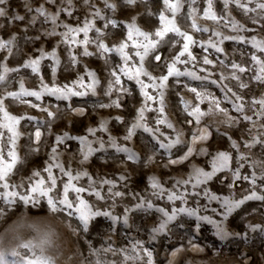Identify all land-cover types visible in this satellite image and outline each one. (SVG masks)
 Segmentation results:
<instances>
[{
	"label": "rangeland",
	"instance_id": "1",
	"mask_svg": "<svg viewBox=\"0 0 264 264\" xmlns=\"http://www.w3.org/2000/svg\"><path fill=\"white\" fill-rule=\"evenodd\" d=\"M258 4L264 0H167V4L165 0H133L131 4L126 0H6L2 6L5 15L0 17V41L14 40L10 53L0 49V63L16 70L6 73L5 81L0 82V100L5 112L20 119L14 143L7 127H0V169L12 163L11 171L0 181V216L10 217L23 209L51 212L43 198L28 204L20 199L43 181L42 187L50 188L49 196L54 200L67 197L75 205L79 196L88 209L101 213L90 217L86 228L74 217L56 213L76 230L82 264H147L146 251L152 254L153 264H167L169 259L173 264H264V199L245 200L233 209L224 221L226 236L217 235L212 224L197 220L205 216L221 220L222 197L242 200L251 191L264 196V178L248 163L264 162V105L253 103L264 99V51L253 47L254 40L264 45V8ZM171 5L178 7L173 11ZM40 9L45 15L39 14ZM15 16L21 19L15 20ZM109 20L113 24H108ZM88 21V42H84L83 32L65 37L69 28H83ZM165 27L169 31L162 38L156 37L155 33ZM149 40H155V45H149ZM99 42L109 51L99 50ZM121 44L123 56L116 51ZM53 49L55 64L50 56ZM85 50L90 54L84 55ZM36 59L34 73L24 65ZM233 64L237 68H232ZM169 65L176 70L171 75ZM241 67L243 72L238 70ZM140 68L153 80L143 73L137 75ZM165 75L161 85L160 78ZM117 77L119 84L115 83ZM110 82L112 89L105 95ZM21 84L26 91L39 92L40 98L5 96L20 92ZM66 86L84 95L65 100L45 91V87ZM193 88L207 99L199 100L190 91ZM149 96L152 99H147ZM113 100L120 107L113 106ZM182 101L188 103L189 111L198 106L205 113L199 124L185 111ZM237 105L241 111H236ZM69 107L83 111L69 112ZM44 109L57 113V118L50 121ZM141 110L142 123L149 131L136 128L130 139H124ZM157 120L163 123L157 124ZM102 121L103 132L99 131ZM7 123L0 113V124ZM169 123L172 128L167 127ZM89 128L97 131L89 134ZM201 129L207 130V139L194 141ZM37 130L39 138L34 135ZM176 133L181 134L179 144L160 147L175 139ZM65 134L85 137L95 151L84 159L79 140L57 142V136ZM252 136L257 143H251ZM109 137L136 159L129 160V153L109 147ZM189 145L193 152L181 159ZM218 152L229 155L226 169L195 187L192 182L173 187L177 180H188L195 168L211 171L210 162ZM238 156L243 159L238 160ZM169 160L177 163L169 164ZM45 169L51 172L54 187ZM254 171L257 179L252 185L245 177L251 179ZM65 173L74 177L67 191L69 177ZM151 178L158 181L163 193L153 194L157 190L150 187ZM105 180L111 184H104ZM73 187L84 191L75 192ZM10 192L16 195L6 198ZM115 192L121 195L115 196ZM169 192L183 194V202L170 201ZM142 200L145 207H137ZM174 207H184L193 215L180 213L168 224L166 234H154L152 229L161 219L158 209L171 214ZM175 248L181 251L171 257ZM30 261H35L34 254L24 249L11 264Z\"/></svg>",
	"mask_w": 264,
	"mask_h": 264
},
{
	"label": "snow or ice",
	"instance_id": "2",
	"mask_svg": "<svg viewBox=\"0 0 264 264\" xmlns=\"http://www.w3.org/2000/svg\"><path fill=\"white\" fill-rule=\"evenodd\" d=\"M70 2V0H69ZM127 3L131 4L133 2V0H126ZM6 0H0V17L5 15V8L2 7L3 5H5ZM165 3L167 4V0H165ZM106 7H114L113 5L110 4H106ZM170 7H172L173 11H175L176 7H178V5H171ZM191 7V6H190ZM258 8H264V4H258L257 5ZM40 15H45L44 11L42 9L38 10ZM207 11V10H206ZM95 15L99 16V12L97 11L95 13ZM15 20H20L21 17L20 16H15L14 17ZM50 19H52L53 23H55V18L54 17H50ZM161 19H163V16L161 17ZM212 19H215V17L213 16ZM108 24H113V21L109 20ZM91 26V21H88L85 26L83 28L80 29H68V32L65 33V37L68 36L69 34L74 35L76 32H83L84 33V42H88V30L89 27ZM114 26V25H113ZM195 27V25H193ZM173 31H178L177 29H172ZM138 31V30H137ZM169 29L167 27H165L162 31H157L155 33L156 37L162 38L164 36V34L166 32H168ZM139 35L144 36V33H138ZM97 35L99 36V30H97ZM145 39L147 40L148 37L145 36ZM185 40H188L189 37L185 36L184 37ZM13 40L14 37L12 39H9L8 41H0V49H5L6 51H8L9 53L11 52L12 46H13ZM156 43L155 40H149V45L154 46ZM253 47H256L258 49H260L261 51H264V45H262L260 42L258 41H253ZM123 48L124 45L121 44L119 48L116 49V51L120 52L121 55L123 56ZM98 49L102 50V51H109V49H107L104 45V43L99 42L98 43ZM184 50H187V44L184 45ZM148 51V48H145V52ZM217 51H220V49H217ZM90 53H88L86 50L84 52V55H89ZM43 55V54H42ZM51 58L53 59V62L55 64V50L53 49L52 53L50 54ZM5 59H7V57H5ZM73 61L75 60V57L72 58ZM126 59V57H125ZM142 59V57H141ZM156 60H159L160 57L156 56L155 57ZM253 59L255 60L256 58L253 57ZM39 59L36 60H31V61H26L25 62V67H31L32 71L34 73L37 72V65H38ZM204 63H208L207 60L204 61ZM232 68H237L236 64L232 65ZM16 69H9L7 68L4 64L0 63V82L5 81V74L8 73L9 71H15ZM240 72L244 71V68H239L238 69ZM55 71V67H53V72ZM176 70L172 67V65L168 66V75L173 74V72H175ZM141 73H143L144 75H148L147 72H143V69L140 68L137 71V75H140ZM179 74V73H177ZM116 74L113 73V76H115ZM89 76L91 78L92 74L89 73ZM131 78V77H130ZM233 79H236L235 76L232 77ZM148 79L149 80H153V77L148 75ZM167 79V75L162 76L160 78V84L163 85L164 81ZM139 82V81H138ZM94 83V81H93ZM116 84H119V78L117 77L115 80ZM241 87H244V85H241ZM21 91L20 92H7L5 93V96L7 97H11L13 99L19 98L20 96L23 95H30V96H35L37 99L40 98V93L36 92V91H26L23 89V85L21 84L20 86ZM112 89V83H109L108 86V90L105 92V95H108V93L111 91ZM89 90H92V86L91 84L89 85ZM45 91L48 92V94L50 95H56L58 98H62L67 100L69 98V96H82L84 95V92L82 91H73V89L71 87H65V89H59L56 87H52L51 89H48L47 87H45ZM190 91L195 92L196 96L199 100H204L207 99L206 96H203L201 93L197 92L196 89H190ZM93 94L94 91H93ZM143 94V93H142ZM147 99H152L151 96L147 97ZM184 104V109L185 111L188 112V115L193 117L196 120V123L199 124L200 123V118L203 117L205 115V113L201 112L199 107H192L191 110L189 111V105L187 102H183ZM253 103H261L262 105H264V99L260 100V101H253ZM111 104L115 107H120V105L113 100L111 102ZM109 105H105V104H101L100 107H108ZM217 111H220L218 105L216 108ZM44 111L47 113V117L48 119L51 121L55 118H57V113H54L52 111H48L47 109H44ZM59 110H57L58 112ZM69 112L75 111L76 113H81L83 110L82 109H71L69 107L68 109ZM212 109L211 106L209 108V112L211 113ZM236 111H241V108L239 105L236 106ZM0 113H3L4 115V119L6 121H8L7 125L4 124H0V127H7L8 132L12 134L13 137V143H14V138L18 135V133L15 131V125L19 122L20 118L14 117L9 115L7 112L4 111V108L2 106V100H0ZM161 114H163L162 109H161ZM245 119H250L249 117H245ZM117 122H119L120 118L116 117ZM144 120V116H143V110H141L138 113L137 119L135 121V123L129 127L127 129V135L124 137V139H130L132 134H133V130L136 128H141L144 127V124L142 123V121ZM163 123L162 120H157V124ZM167 127L172 128V125L169 123L167 124ZM105 122H101L99 125V131L103 132L105 131ZM97 131V129H93V128H89L88 129V133L89 134H94ZM144 131H149V129L147 127H144ZM175 131V130H174ZM264 134V133H262ZM35 137L39 138L40 136V132L39 130H37L35 132ZM181 134L180 133H176V138L175 139H171L169 140L168 144H161L160 147L161 148H171L173 145L179 144L180 140H179V136ZM208 137V132L206 129H201V135L200 136H194L193 140H204L207 139ZM65 138H70V139H75V140H79L80 144H81V152L82 155L84 156V159L88 158V155L91 154V152L95 151V149H93L91 147L90 144L87 143L86 138L81 136V137H67V134H65L64 137L61 136H57V142L62 144L64 142ZM167 139V137H166ZM257 139L255 136L251 137V143H257ZM109 147L115 148L117 152H126L129 153V155L127 156V158L129 160H135V154L134 153H130L129 149L123 147V146H118L115 142V140H113L112 137H109ZM248 145H246L247 147ZM87 147V151H84V148ZM99 147L101 149L104 148V143L103 141H100L99 143ZM232 147H236L235 143L232 144ZM53 151L55 152V149H53ZM204 149H201V152H203ZM193 152V148L191 145L188 146V150L187 152L184 154L183 157H181V159H186L191 153ZM151 159V158H149ZM237 159H243V157H237ZM15 160V157H13V161ZM228 161H229V155L226 152H218L217 154H215L211 160V171L209 172H205L200 168H195L194 171L192 173H190L188 180H177L175 182V184L173 185V187L175 188L176 185L178 184H188L189 182L193 183V186H197L199 184H202L205 180L211 179V177L220 170H224L228 167ZM169 164H175L177 163V161L174 160H169L168 161ZM249 163V167L253 168V169H259L260 170V177L264 178V162L260 161V160H251L248 162ZM12 169V163H8L5 164L3 166L2 169H0V181H4L5 177L7 176V174L11 171ZM45 171H49L48 169H45ZM61 171L63 172V169H61ZM66 175H68L69 177V184L65 185V191H67L68 187L71 186V181L72 179H74V177H72V175L70 173H65ZM35 175V174H34ZM237 174L234 173V176H236ZM48 179L51 181V186L54 187L55 186V180L52 178L51 172L49 171V177ZM246 180L249 181L250 184L255 185V180L257 179L256 177V173L255 171L253 172L252 178L249 179L248 177H245ZM90 182H91V178H89ZM43 181H38L37 183H35L32 187H30L28 189L29 195L28 196H24L21 195L20 199L25 203L28 204L29 201H32L33 203H37L39 202V198H43L46 201L47 204V208L53 212V213H65L67 216L69 217H74L76 220L79 221V223L83 226H85V228L88 225V221L89 218L92 216H96V215H100L101 213L98 212H93L90 209H88V206L85 204L84 200L80 199L79 196L76 197V200L78 201V203H76L75 205H73V203H70L67 199V197H64L62 199L59 200H54L53 198H51L49 196V191L50 188L47 187H42L43 185ZM104 184H111V181L105 180L103 181ZM5 188L8 187L7 184L4 185ZM150 187L154 190H157L156 192H154L153 194H158V193H163L164 189L160 186V184L158 183V181H156L155 178H151L150 179ZM229 187H231V185H229ZM75 192H82L84 191V189L82 188H75L73 187L72 189ZM261 192H264V188H261ZM16 195L15 192H10L6 194V198L7 196H12L14 197ZM95 195H97V197L99 198V193H95ZM115 196H120L121 193L120 192H115L114 193ZM213 199H216V197H212ZM168 199L170 201L172 200H176V199H180L183 202V194H177L174 192H169L168 193ZM249 199H256V200H260V199H264V196L262 195H258L256 191H251L249 193V195L244 196L242 200H233L230 199L229 197H222L221 198V205L224 208L222 215V219L219 221L216 220H211L209 219L207 216L205 217H197V220H204L210 224H212L213 228L216 230V234L217 235H228V233L225 231V226H224V221L227 219V217L229 216V214L233 211V209L239 207L245 200H249ZM10 202V201H9ZM137 207H145V202L142 200ZM147 208H152V204L151 202H148L146 205ZM158 211L161 214V219L159 221V223L157 224L156 227H154L152 229V232L154 234H166V230H167V226L168 224L173 221L176 216L180 213H187L188 215H193V213L184 208V207H180L179 209L177 208H173L171 214H169V212L165 211L164 209H158ZM103 215L107 216L109 215L108 212H104L102 213ZM113 220H115V217H112ZM125 222H126V215L124 217ZM198 227V226H197ZM152 239L155 238V236L151 237ZM193 247H195L193 245ZM28 251H31L30 249H28L27 247L25 248ZM181 251V248H175L173 249L172 253L170 254L171 257H175L179 252ZM147 257H148V261L147 264H153V259H152V254L150 252H145L144 253ZM28 264H36L35 261H30L28 262ZM167 264H173L172 259H169Z\"/></svg>",
	"mask_w": 264,
	"mask_h": 264
},
{
	"label": "clouds",
	"instance_id": "3",
	"mask_svg": "<svg viewBox=\"0 0 264 264\" xmlns=\"http://www.w3.org/2000/svg\"><path fill=\"white\" fill-rule=\"evenodd\" d=\"M36 264H82L76 230L53 212L34 213L27 209L0 216V264H11L25 248Z\"/></svg>",
	"mask_w": 264,
	"mask_h": 264
}]
</instances>
